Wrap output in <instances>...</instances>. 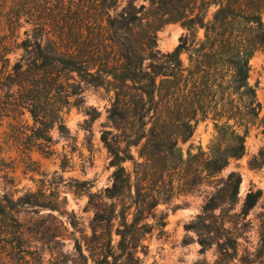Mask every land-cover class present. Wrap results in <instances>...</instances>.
<instances>
[{"label":"trees","instance_id":"1","mask_svg":"<svg viewBox=\"0 0 264 264\" xmlns=\"http://www.w3.org/2000/svg\"><path fill=\"white\" fill-rule=\"evenodd\" d=\"M263 17L264 0H151L148 5L134 0L126 5L121 0H0V172L8 167L9 141L22 133L3 138L6 121L23 127L22 116L29 112L34 137L50 140L53 128L64 126L63 110L81 94L82 83L113 94L112 129L102 134L114 167L112 183L103 194L90 196L92 233L77 240L85 259L80 264L115 258L114 236L124 263L139 264V248L146 249L144 240L153 228L149 219L164 222L165 216L157 215L159 205L203 185L245 155L248 135L262 122L250 61L264 49ZM168 22H180L185 32L173 50L163 52L157 32ZM16 50L22 55L12 62L8 55ZM206 119L215 130L208 149L198 146L185 154L180 143ZM128 161L131 169L124 165ZM241 181L232 171L214 185L202 212L187 225L202 236L204 248L212 243L210 231L221 237L226 230L225 218L215 211L234 206ZM261 194L248 192L243 214ZM28 207L39 214L57 205L32 191L0 197V264H44L30 249L26 222L18 216ZM211 220L214 230L211 225L206 229ZM261 237L264 245V222Z\"/></svg>","mask_w":264,"mask_h":264},{"label":"rangeland","instance_id":"2","mask_svg":"<svg viewBox=\"0 0 264 264\" xmlns=\"http://www.w3.org/2000/svg\"><path fill=\"white\" fill-rule=\"evenodd\" d=\"M128 1L121 0V3L126 5ZM134 1L148 5L151 0ZM25 29V26L20 28L21 37H25ZM184 32L180 22L164 24L157 32L159 49L163 52L173 50ZM21 55L22 50H16L8 56L15 62ZM183 58L186 59L187 55L183 54ZM250 64V82L256 87L262 103V122L248 135L245 155L233 159L222 172L203 185L176 194L169 202L159 205L157 215L161 212L165 216L164 222L159 218L149 219L153 228L144 240L146 249L139 248V264H264L261 240L264 222V49L252 57ZM112 95L104 87L82 83L81 94L72 98L73 103L63 110L64 126L53 128L50 140L34 137L29 112L22 116L25 120L23 127L8 120L1 128L3 138L6 135L12 138L19 130L22 133L15 142L9 141L8 173L0 172V197L9 194L18 198L32 191L42 194L44 201L57 205L54 210L43 208L39 214L34 207L24 208L18 214L26 222L30 249L35 251L34 256H42L44 264H80L85 261L76 245L77 240L82 241L83 233H92L90 225L94 209L90 196L103 194L112 183L114 171L111 155L102 141L103 132L112 129L109 119ZM214 132V122L202 120L194 135L187 142H181L180 147L185 154L198 146L207 150ZM133 152L137 155L136 148ZM124 165L130 169L133 167L130 161ZM232 171L242 177L237 202L232 207L225 205L215 211L226 221V230H221V237L215 234V222H206V229L211 225L214 231L208 235V241L212 243L204 248L199 242L202 236L196 230L187 229V225L202 212L214 185ZM257 190L262 193L259 201L247 215L243 214L242 206L248 192ZM200 233L207 235V232ZM114 238L112 250L116 257L110 256L105 264H125L116 247L118 236ZM82 248L89 256L90 248L85 242ZM87 264H94L92 258Z\"/></svg>","mask_w":264,"mask_h":264}]
</instances>
